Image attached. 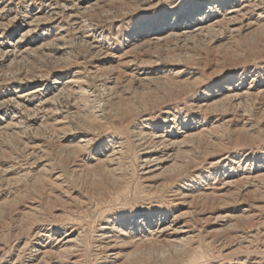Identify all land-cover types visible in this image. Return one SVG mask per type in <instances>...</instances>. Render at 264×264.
Listing matches in <instances>:
<instances>
[{
  "label": "rangeland",
  "instance_id": "obj_1",
  "mask_svg": "<svg viewBox=\"0 0 264 264\" xmlns=\"http://www.w3.org/2000/svg\"><path fill=\"white\" fill-rule=\"evenodd\" d=\"M0 264H264V0H0Z\"/></svg>",
  "mask_w": 264,
  "mask_h": 264
},
{
  "label": "bare ground",
  "instance_id": "obj_2",
  "mask_svg": "<svg viewBox=\"0 0 264 264\" xmlns=\"http://www.w3.org/2000/svg\"><path fill=\"white\" fill-rule=\"evenodd\" d=\"M147 164V163H146Z\"/></svg>",
  "mask_w": 264,
  "mask_h": 264
}]
</instances>
